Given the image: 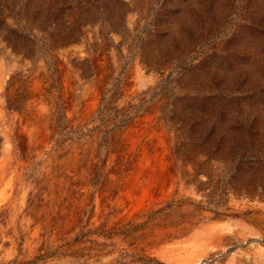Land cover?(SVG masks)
I'll return each instance as SVG.
<instances>
[{
    "label": "rangeland",
    "instance_id": "rangeland-1",
    "mask_svg": "<svg viewBox=\"0 0 264 264\" xmlns=\"http://www.w3.org/2000/svg\"><path fill=\"white\" fill-rule=\"evenodd\" d=\"M181 260L264 264V0H0V264Z\"/></svg>",
    "mask_w": 264,
    "mask_h": 264
},
{
    "label": "bare ground",
    "instance_id": "bare-ground-1",
    "mask_svg": "<svg viewBox=\"0 0 264 264\" xmlns=\"http://www.w3.org/2000/svg\"><path fill=\"white\" fill-rule=\"evenodd\" d=\"M118 168V167H117ZM157 180V179H156ZM7 199V198H5ZM19 203V202H18ZM21 205V204H20ZM11 208V207H10ZM12 218V217H11ZM20 218V217H19ZM33 218V217H32ZM12 220V219H11ZM35 223V222H34ZM16 227V226H15ZM30 249V248H29ZM34 260V259H33ZM187 261V260H186ZM179 264H186V262H183L182 260L181 261H177ZM189 264V262H188Z\"/></svg>",
    "mask_w": 264,
    "mask_h": 264
}]
</instances>
